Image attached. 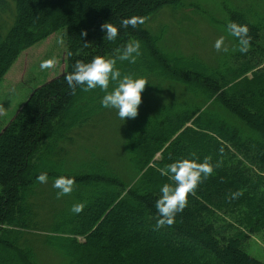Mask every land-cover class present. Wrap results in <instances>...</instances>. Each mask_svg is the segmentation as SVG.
I'll return each instance as SVG.
<instances>
[{"label":"trees","instance_id":"trees-1","mask_svg":"<svg viewBox=\"0 0 264 264\" xmlns=\"http://www.w3.org/2000/svg\"><path fill=\"white\" fill-rule=\"evenodd\" d=\"M183 1L0 0V82L24 50L53 33L62 29L67 46L65 70L35 88L0 132V264H43L45 249L63 264H264L244 248L264 229V18L231 11L230 22L248 25L251 47L241 53L233 37L237 51H223L220 67L208 68L192 56H170L148 26ZM131 16L144 23L103 39V23ZM130 40L140 41L142 54L117 67L147 78L142 101L163 84L174 106L137 115L119 151L98 154L90 133L111 110L100 106L99 89L73 92L64 77L76 60L115 57ZM189 156L220 164L175 222L157 228L155 201L169 182L159 169ZM40 172L48 173L46 184L37 182ZM60 175L76 184L57 198L52 183ZM236 191L242 195L232 199ZM75 203L85 205L79 214Z\"/></svg>","mask_w":264,"mask_h":264},{"label":"rangeland","instance_id":"rangeland-1","mask_svg":"<svg viewBox=\"0 0 264 264\" xmlns=\"http://www.w3.org/2000/svg\"><path fill=\"white\" fill-rule=\"evenodd\" d=\"M238 9L248 12L246 15L250 19L251 13L257 18H264V0H184L176 7H165L154 14L150 17L148 26L154 33H160V43L170 56H192L191 59L202 62L208 68L220 67L218 63L221 62L224 52L216 51L213 45L216 39L223 36L227 53L237 51L233 45V36L227 31V24L231 21L230 12ZM62 32L61 29L24 50L4 75L0 82V132L14 119L35 88L65 70L67 46ZM60 40H63V44L58 43ZM46 59H53L54 65L50 69L42 70L39 65ZM158 83L157 79L153 82L155 85ZM170 96L163 84L154 93L150 89L149 95L139 106L138 117L149 115L157 105L170 112L174 106L173 102L168 100ZM219 108L214 106L212 111L219 113L224 120L236 124L245 133L253 134L228 110L223 109L230 114ZM132 120H121L116 112L111 110V114L106 115V119L101 122L102 126L91 131L88 143L98 154L108 155L117 149L119 151L120 146L116 143L123 142L124 137L126 141L129 140L132 131L124 132V127L127 129ZM109 157L112 159L113 155ZM244 248L248 254L264 262V229L251 235ZM40 260L43 264H63L62 257L49 249L40 250Z\"/></svg>","mask_w":264,"mask_h":264},{"label":"clouds","instance_id":"clouds-1","mask_svg":"<svg viewBox=\"0 0 264 264\" xmlns=\"http://www.w3.org/2000/svg\"><path fill=\"white\" fill-rule=\"evenodd\" d=\"M143 23L144 18L137 16L124 18L118 25L105 22L101 25V30L105 33L103 39L109 42L115 41L121 29H127L129 26L135 29L137 25ZM227 31L231 36L237 38L239 51L247 53L251 47L248 25L233 21L227 24ZM83 35H86V33ZM58 43L63 44V40L58 41ZM84 45L87 47L88 44L84 43ZM213 47L218 52H227L225 37L221 36L216 39ZM116 51L117 55L115 57L97 55L87 62L76 60L71 66V71L65 75L64 79L73 92L77 88L82 92L99 89L103 93L100 98L102 108L114 110L121 120L125 121L126 118L135 119L142 103V93L149 81L143 76L122 74L117 67V61L135 63L136 59L142 54L141 43L138 40H130ZM53 65V59H46L41 61L39 67L44 70L52 68ZM210 160L211 158L200 160L195 156L180 157L159 169L160 174L167 177L169 182L159 186V196L155 201L158 217L157 228L172 225L175 222L177 213L182 212L188 206L190 195L195 193L203 181L219 167V161L214 164ZM48 179L47 172H40L36 176L37 182L41 184H46ZM75 184V177L60 175L53 181L52 187L57 190V198H61L70 194L74 190ZM240 195L242 193L236 191L231 193V198L236 199ZM84 206L83 203H75L72 205L71 211L79 214Z\"/></svg>","mask_w":264,"mask_h":264}]
</instances>
